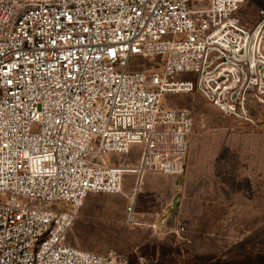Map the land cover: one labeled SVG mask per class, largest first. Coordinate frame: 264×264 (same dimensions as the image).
Returning <instances> with one entry per match:
<instances>
[{"label": "built area", "instance_id": "built-area-1", "mask_svg": "<svg viewBox=\"0 0 264 264\" xmlns=\"http://www.w3.org/2000/svg\"><path fill=\"white\" fill-rule=\"evenodd\" d=\"M252 1L0 0V264H130L66 235L90 195L122 193L125 174L134 225L144 176L183 173L194 118L164 108L167 94L198 90L253 121L264 9L251 28L236 16Z\"/></svg>", "mask_w": 264, "mask_h": 264}, {"label": "rangeland", "instance_id": "rangeland-1", "mask_svg": "<svg viewBox=\"0 0 264 264\" xmlns=\"http://www.w3.org/2000/svg\"><path fill=\"white\" fill-rule=\"evenodd\" d=\"M262 9L264 0H254L236 16L251 28ZM248 102L253 121L239 123L198 90L167 94L164 108L186 109L194 118L175 199L179 226L168 225L157 193L145 191L144 185L135 201L137 223H127L136 176L125 174L122 193L92 194L85 200L67 242L96 253L117 250L129 256L130 264H138L139 256L159 264H264V96ZM223 179H231L235 191L211 192Z\"/></svg>", "mask_w": 264, "mask_h": 264}, {"label": "crops", "instance_id": "crops-1", "mask_svg": "<svg viewBox=\"0 0 264 264\" xmlns=\"http://www.w3.org/2000/svg\"><path fill=\"white\" fill-rule=\"evenodd\" d=\"M181 175H162V174H146L143 179L144 190L151 193H157L159 202L161 205V214L164 217H168V225L171 228L176 227L178 218L181 216L179 206L176 204L175 199L179 192L178 185ZM185 180L187 179V173L184 174ZM188 180V179H187ZM231 179H226L219 184H214L210 187V191H235L236 187H233ZM164 200V201H163ZM142 213V212H140ZM153 222V224L159 223ZM179 226V225H178Z\"/></svg>", "mask_w": 264, "mask_h": 264}, {"label": "bare ground", "instance_id": "bare-ground-1", "mask_svg": "<svg viewBox=\"0 0 264 264\" xmlns=\"http://www.w3.org/2000/svg\"><path fill=\"white\" fill-rule=\"evenodd\" d=\"M124 160H125L124 163H125L126 165H130V164H129V158L125 157Z\"/></svg>", "mask_w": 264, "mask_h": 264}]
</instances>
